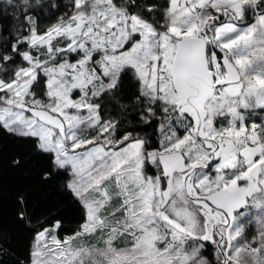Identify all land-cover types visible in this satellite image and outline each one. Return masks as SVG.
Listing matches in <instances>:
<instances>
[{
  "label": "snow or ice",
  "instance_id": "obj_1",
  "mask_svg": "<svg viewBox=\"0 0 264 264\" xmlns=\"http://www.w3.org/2000/svg\"><path fill=\"white\" fill-rule=\"evenodd\" d=\"M0 264H264V0H0Z\"/></svg>",
  "mask_w": 264,
  "mask_h": 264
}]
</instances>
